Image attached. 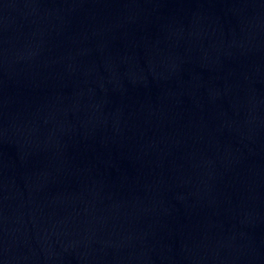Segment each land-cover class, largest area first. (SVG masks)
<instances>
[{"label":"water","instance_id":"water-1","mask_svg":"<svg viewBox=\"0 0 264 264\" xmlns=\"http://www.w3.org/2000/svg\"><path fill=\"white\" fill-rule=\"evenodd\" d=\"M192 159L230 264H264V0H155Z\"/></svg>","mask_w":264,"mask_h":264}]
</instances>
